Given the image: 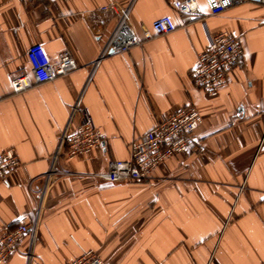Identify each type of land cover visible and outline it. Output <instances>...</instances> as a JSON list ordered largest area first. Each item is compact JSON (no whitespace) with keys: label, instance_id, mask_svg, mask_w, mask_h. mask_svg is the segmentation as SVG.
I'll use <instances>...</instances> for the list:
<instances>
[{"label":"crops","instance_id":"1","mask_svg":"<svg viewBox=\"0 0 264 264\" xmlns=\"http://www.w3.org/2000/svg\"><path fill=\"white\" fill-rule=\"evenodd\" d=\"M111 1L131 4L135 26L169 16L175 29L104 54L118 22L102 10ZM196 1L201 17L175 12L172 0H0V152L13 148L21 163L0 182V233L22 216L33 223L44 189L35 236L7 264H67L89 250L104 264H264V6L210 17ZM222 32L238 36L243 53L210 97L188 73ZM36 44L51 57L68 50L78 69L13 93L10 79L29 72ZM188 106L202 123L187 152L147 183L101 178L109 161L129 158L132 140ZM83 113L101 146L61 159L48 177L63 131Z\"/></svg>","mask_w":264,"mask_h":264},{"label":"built area","instance_id":"2","mask_svg":"<svg viewBox=\"0 0 264 264\" xmlns=\"http://www.w3.org/2000/svg\"><path fill=\"white\" fill-rule=\"evenodd\" d=\"M202 2L206 9V15L210 17L241 4L264 6V0H202ZM171 6L175 12L182 15L190 17L203 15L196 0H172ZM130 7V3L123 6L111 1L102 8L103 11H110L118 18L117 26L108 41L104 54H108L109 51L114 53L128 52L130 48L140 46L143 40L168 34L175 29V25L169 16H161L153 20L150 29H146L142 22H138L135 26L130 19ZM137 28L141 31V38L137 33ZM242 53L238 36L227 32L209 35L205 50L197 55L193 68L188 73L190 82L210 97H216L226 85V75L239 67ZM26 57L29 72L18 73L11 77L10 87L13 93L25 91L35 85L53 82L57 78L67 76L78 69L68 50H62L51 57L41 45L36 44L28 48ZM76 111L77 106H74L71 114ZM201 123L202 117L193 106L179 110L154 125L138 139L132 140L129 144V158L127 160L109 161L101 178L109 183L149 182L152 179L153 170L160 164L176 154L185 153L189 150L193 136ZM69 127L70 123L63 131L59 145L53 155V163L47 173L48 177L59 174L57 166L61 159L72 160L78 155L87 156L101 146L100 132L95 128L87 113L82 114L80 123L72 131L69 130ZM20 166V160L13 148L1 151L0 182L4 181L10 173L16 171ZM43 193L44 189L39 192L41 198L35 207L36 219L33 223H29L26 217L22 216L13 227L4 228L0 233V264H7L10 256L24 238H34ZM67 264H104V262L96 253L89 250Z\"/></svg>","mask_w":264,"mask_h":264},{"label":"water","instance_id":"3","mask_svg":"<svg viewBox=\"0 0 264 264\" xmlns=\"http://www.w3.org/2000/svg\"><path fill=\"white\" fill-rule=\"evenodd\" d=\"M109 53L111 54V53H112V51H109Z\"/></svg>","mask_w":264,"mask_h":264}]
</instances>
